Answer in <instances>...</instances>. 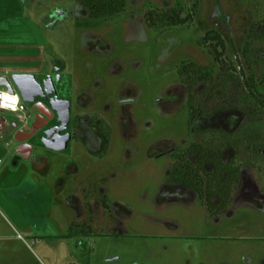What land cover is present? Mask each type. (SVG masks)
<instances>
[{
  "label": "rangeland",
  "instance_id": "374dc122",
  "mask_svg": "<svg viewBox=\"0 0 264 264\" xmlns=\"http://www.w3.org/2000/svg\"><path fill=\"white\" fill-rule=\"evenodd\" d=\"M192 4L126 0L119 14L92 18L78 0H0V76L57 65L72 91L88 94L90 109L113 126L101 159L75 146L70 155L38 152L32 170L26 161L13 164L10 125L20 126L25 112H0V264H264V123L247 125L251 101L237 86L241 75L253 77L264 93V0H199L188 25L145 23L149 10L187 14ZM209 30L222 37V59L235 78L221 69L212 44L197 43ZM185 63L211 71L212 83L193 94L204 109H216L197 122L206 131L192 137L178 71ZM2 88L17 98L12 85ZM237 125L245 127L239 141L231 130ZM192 142L223 148L224 160L236 150L240 158L257 154L238 163L241 180L218 217L190 190L168 186L171 156H153ZM44 168L63 172L62 191L54 193ZM175 191L181 198L170 197Z\"/></svg>",
  "mask_w": 264,
  "mask_h": 264
},
{
  "label": "trees",
  "instance_id": "16d2710c",
  "mask_svg": "<svg viewBox=\"0 0 264 264\" xmlns=\"http://www.w3.org/2000/svg\"><path fill=\"white\" fill-rule=\"evenodd\" d=\"M192 1L191 13L184 14L182 7L166 8L158 12L149 10L145 13V23L148 27L157 30L188 25L192 23L199 6V0ZM78 2L87 8L91 17L108 18L122 12L126 0H78ZM197 43L201 46H205L208 43L212 44L211 47L215 53V59L219 62L221 69L225 73L231 72V76L235 78V67L222 59V52L225 46L222 37L217 31H207L204 36L197 40ZM218 48H221V50L219 51ZM178 71L180 81L186 86L189 94L187 98L189 130L193 136H196L206 131L204 126L201 128L197 127V122L205 119L208 116L205 115L206 113L211 115L216 109L211 112L209 109L206 110L201 107L200 101L197 99L198 96L193 94V89L200 83L209 86L212 83V73L209 70L202 69L195 63H185ZM237 79L239 90H242L251 101L244 109L245 119L248 120L247 125L264 123V93L258 90L253 77L241 75ZM218 104L219 100L215 99L211 102V107L215 108L216 106L214 105ZM235 107L238 106L235 104ZM243 130H245V127L241 128V125L235 126L236 140L239 141ZM214 131L222 132L216 129ZM221 135L226 134L223 131ZM223 150V148L215 150L203 142H193L185 151L175 156L176 161L166 177V182L182 185L197 193L199 199L206 205L208 212L215 216L226 211L233 187L237 185L241 178V167L238 163L242 160L249 163L254 159L251 158L252 156H257L252 150L251 155L248 154L246 157L240 158L241 155L236 150L233 157L224 160L222 159Z\"/></svg>",
  "mask_w": 264,
  "mask_h": 264
},
{
  "label": "flooded vegetation",
  "instance_id": "af4514ba",
  "mask_svg": "<svg viewBox=\"0 0 264 264\" xmlns=\"http://www.w3.org/2000/svg\"><path fill=\"white\" fill-rule=\"evenodd\" d=\"M79 5L83 7L86 10L88 16L91 17L87 8L81 3H79ZM83 11L84 10H82V13ZM56 15L57 17H61L64 15V13H58ZM61 71L62 70L57 65H54L50 71L43 72L41 74L11 73L8 76L2 75L7 79L8 84L12 85L15 88L16 94L18 95L21 103H23L25 109L24 120L22 124L20 126H18L16 123L10 125V127L14 129V132L12 134L14 139V145L12 147L13 164L20 163L21 161H26L28 163V169L36 170V168H38L39 164L41 163V158H39L37 155L38 152H44L46 153V155H50L52 153L56 154L68 152V155H70L75 146H81L84 149V152L92 158L101 159L103 155H106L109 149V143L111 142L113 126L104 116L90 109L89 100L91 97L88 94H86L85 92L75 93L72 91L70 84L71 81L69 80L70 82H68V80L65 78V75H63ZM14 75H31L34 77L33 80L30 78L20 80L25 97L28 99L25 102L22 100L20 94L16 89L13 80ZM180 85L185 88V92L187 93V88L184 84L181 83V81ZM187 100L188 99H186V108L188 110ZM67 103L69 104L68 120L62 113V109ZM121 103H124V101H121ZM105 109L107 108L105 107ZM14 124L16 125L15 127L13 126ZM120 124L122 128L125 129L126 124L122 119L120 121ZM18 130H25V133L21 135L22 141H16L14 138L15 133ZM231 130L235 131V126ZM124 132L125 131H123L122 133ZM190 134L192 137L191 132ZM63 138H68L66 148L64 150L54 151L52 149L46 148L45 144H52L56 140H63ZM192 143L184 148L175 146L169 150H166L165 152L158 153L153 156H171L173 161L171 165L172 169V166L176 161L175 156L178 153L185 151ZM213 149L220 150V148ZM222 156H224V151ZM222 159H224V157ZM43 171H46V173L48 174L51 170H49L48 168H44ZM51 173H53V171H51ZM62 173L63 172H61L60 170L58 171L57 169L53 173L52 179L47 181L52 186L54 193L62 191V187H65V180L62 176ZM166 183L168 184V186H178L182 189H188L187 187L179 184L168 182ZM190 191L193 192L192 190ZM256 194L257 190L254 191V194L247 196V199H252L251 197ZM102 196L106 201L107 194L104 193L102 194ZM181 196L182 195L176 191L170 193V197L173 198H181ZM193 197H197L199 199L198 194L195 192H193ZM193 197L190 196L187 198L191 199ZM73 198L75 197L73 196L72 199ZM231 199L229 204L231 203ZM91 209L92 208H90V210ZM227 209L228 206L226 208V211ZM226 211L224 213H226ZM220 215L212 216L218 217Z\"/></svg>",
  "mask_w": 264,
  "mask_h": 264
},
{
  "label": "water",
  "instance_id": "95a60500",
  "mask_svg": "<svg viewBox=\"0 0 264 264\" xmlns=\"http://www.w3.org/2000/svg\"><path fill=\"white\" fill-rule=\"evenodd\" d=\"M26 78H30L32 80L34 79V77L31 75H14L13 76V80H14L16 89H17L18 93L20 94V96L24 102L27 101L28 99L25 97L23 87L20 83V80H24ZM0 85L1 86H9L7 79L5 77L0 78ZM63 109H62V113L65 115V118H67V120H68L69 104L67 103ZM57 112H58V110H57ZM13 126L15 127L16 125L14 124ZM23 133H25V130H18L14 136L15 140L16 141H22L21 135ZM67 141H68V138H65V139L63 138V140H56L52 144H45V146H46V148L52 149L54 151H62L66 148Z\"/></svg>",
  "mask_w": 264,
  "mask_h": 264
},
{
  "label": "built area",
  "instance_id": "2783aa9c",
  "mask_svg": "<svg viewBox=\"0 0 264 264\" xmlns=\"http://www.w3.org/2000/svg\"><path fill=\"white\" fill-rule=\"evenodd\" d=\"M2 77L4 76H0V78ZM2 87H5V86L0 85V112L1 111L10 112V113H18L20 111L25 112L24 107L20 108L16 103V101L18 100L19 102H21L18 95L16 94L18 99L14 98L13 95L4 91ZM18 117L20 119V122L22 123L24 120V113L23 115H19Z\"/></svg>",
  "mask_w": 264,
  "mask_h": 264
}]
</instances>
